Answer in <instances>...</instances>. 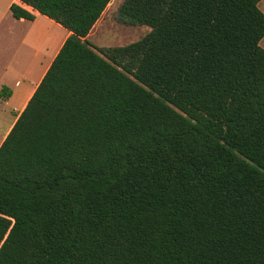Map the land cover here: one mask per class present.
<instances>
[{
  "label": "trees",
  "instance_id": "1",
  "mask_svg": "<svg viewBox=\"0 0 264 264\" xmlns=\"http://www.w3.org/2000/svg\"><path fill=\"white\" fill-rule=\"evenodd\" d=\"M69 36L0 146V264H264L262 0H19ZM12 16H35L14 3Z\"/></svg>",
  "mask_w": 264,
  "mask_h": 264
},
{
  "label": "crops",
  "instance_id": "2",
  "mask_svg": "<svg viewBox=\"0 0 264 264\" xmlns=\"http://www.w3.org/2000/svg\"><path fill=\"white\" fill-rule=\"evenodd\" d=\"M14 3L31 12L35 19H15L10 11ZM10 19L18 26L28 27L23 45L26 46L27 42L29 50L21 59L18 56L9 58L0 54V91L6 90L4 94H0V132L12 121L15 123L24 111L69 36V32L61 25L21 1L0 0V40L11 35L9 29L5 34V22ZM59 30L61 35L58 36L56 32ZM11 128L2 135L0 146Z\"/></svg>",
  "mask_w": 264,
  "mask_h": 264
},
{
  "label": "rangeland",
  "instance_id": "3",
  "mask_svg": "<svg viewBox=\"0 0 264 264\" xmlns=\"http://www.w3.org/2000/svg\"><path fill=\"white\" fill-rule=\"evenodd\" d=\"M124 1L125 0H112L98 23L95 25V28L89 35V40L95 46L106 48L126 46L141 40L150 33L151 28L146 25H124L119 21V9ZM259 7L264 13V0L261 1ZM10 20H6L5 22V34L6 30L9 29L11 35L0 40V54H3L9 58L18 56L21 59L24 54L28 53L29 50V45L27 42L26 46L23 45L28 27L18 26L13 23V19ZM56 33L58 36L61 35L60 30ZM261 46L264 48V39L261 41ZM1 83L2 82L0 81V84ZM5 92L6 90L3 89L0 91V94H4ZM13 123L14 121H12L8 127L0 132V141L2 135L12 127Z\"/></svg>",
  "mask_w": 264,
  "mask_h": 264
}]
</instances>
